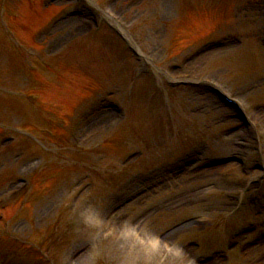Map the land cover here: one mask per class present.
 <instances>
[{"label": "rangeland", "instance_id": "rangeland-1", "mask_svg": "<svg viewBox=\"0 0 264 264\" xmlns=\"http://www.w3.org/2000/svg\"><path fill=\"white\" fill-rule=\"evenodd\" d=\"M27 1L6 0L8 13L12 15L16 10L25 15L27 6L23 7V3ZM33 1L39 3L40 0ZM91 1L103 2L102 0ZM199 1L204 4L211 3V5L213 2L222 4V0H185V2L183 0H138L137 3L130 5L128 0H117L104 6V9L115 18V23L129 34L144 53L147 58L144 63H135L132 57L121 56L122 52L119 47L109 44L108 41L102 47L97 46L96 42L87 37V34L92 32L90 31L92 25L88 22L83 26L76 25L77 21L67 22L50 32L44 40L45 43L49 40L47 44L42 43L43 47L37 48V51L32 53L31 64H26L24 59H21L24 48L9 37L8 44H5L4 48L7 47L9 54H13L14 59L17 60L14 75H17L20 70L22 76L15 80L12 76L9 78L8 75L14 67L12 60L10 61L11 56L6 61L5 58L1 60L3 66L0 68V74H2L0 75V87L6 91L0 96V125L6 124L9 126L8 129L10 126H21L26 118L38 124L35 120L37 115L34 114L29 102L12 98L10 93L11 90L25 92L34 90L33 81L27 78L31 70L46 76L43 79L46 80L47 86H44L42 95L47 105L62 106L63 100L65 101L63 107L66 108L58 116H73L76 109L99 94L105 83L110 82L111 85H115V82L120 81L117 78L121 73L125 75V81L121 82V98L125 104L133 103V105H129L128 109L126 105L125 115L110 113L96 120L89 131L79 139L78 145L70 142L67 137L61 142H58V139L52 142L45 138L47 141V144L44 143L45 148L37 149L31 145L32 141L29 138L22 136L19 142L14 144L16 146L13 150L4 149L2 153L0 152V198L3 196L9 198L7 191L13 187L14 178L33 163L44 166L38 180H46L43 185H47L51 190L47 200L38 204L36 208L34 207L36 199H33V202L30 200L25 202L21 210H18L21 205L15 203L3 212L5 218L14 219L13 224L16 225L9 227L8 223L12 221L9 220L4 224L7 229L5 230L6 235L1 230L3 235H0V255H6L2 260L7 259V261L0 262V264L19 263L18 261L24 258V251L21 250L20 245L29 240L40 243L41 238L47 234L51 245L45 246V250L50 249L48 252L44 250L45 257L42 259L31 257L25 259L26 261L34 264H49V261L53 262L55 258L54 254L53 257L47 259L52 248L72 249L75 244L86 245L83 244L84 234L77 238L66 235L57 242L52 229L53 227L54 230L61 228L63 220L67 222L71 215H74V210L70 212L67 206L72 207L74 203L77 205L83 201L82 199L90 201L91 208L87 210L86 219L95 215L103 202L110 200L116 204V201L111 199L117 195L115 188L119 182V171L143 170L152 164H163L171 160L184 147L190 145L201 144L205 149V155L237 153L239 148L235 147L233 141L236 139L233 136L223 141L217 138L220 128L230 123L224 117L227 114L225 111L222 112L218 109V105H213L208 98L198 93L171 91L162 86L161 80H156L152 76L153 72H150L151 75L148 73L149 68L153 70L158 64L160 67L157 68L163 69L169 75L167 66L178 60L175 57L180 49L188 48L197 40L206 37L234 33L243 37L242 43H236L229 49L208 54L194 61L186 67V70L179 73L194 70V77L218 81L248 103L264 101V39L262 38L264 6L251 11L245 9L244 12L239 5L232 18L221 19L216 13L213 17H210V14L204 17L189 15V20L191 18L192 21L190 20L191 23L186 22L188 19L186 12ZM68 3L70 2L65 1L58 5ZM32 7L33 10H38L36 4ZM24 22L30 27L21 34L24 33L23 40L29 42V32L43 21L33 26L28 20H23ZM2 30L0 16V41L4 39L1 35ZM179 37H181L180 41L176 42ZM182 41L186 43L181 44ZM96 50L100 53L97 54ZM126 64H129L133 71L130 67L128 70L125 69ZM49 65L53 67L54 73L52 74L46 71ZM135 66L144 76L138 78L139 80H136L133 74ZM56 74H60L62 78L55 77ZM182 75L169 78H179ZM130 81L140 86L136 88L132 85L135 89L132 91L131 99L127 96V86L131 84ZM50 82H53L52 86ZM77 95H84V97L79 99ZM76 98L78 101H74ZM66 100H71L72 103L66 106ZM172 109L173 111L170 112ZM70 112L72 113L68 114ZM259 118H264V112L257 119ZM110 119L112 120L108 123ZM39 129H41L40 126ZM36 135L40 136V130ZM36 135L32 134L28 137L32 139ZM100 143H108L109 146L98 151L93 150ZM133 148L139 149L141 156L136 157L127 166L128 168L121 169L119 167L120 157L126 150ZM15 153H18L20 157L14 158ZM149 153H153L154 156L151 157ZM98 155L103 157V160L97 157ZM219 170L215 173L218 174ZM216 179L217 176L213 180L216 182ZM230 179H228L229 182H231ZM205 181L200 180L199 177L195 182L182 181L176 186H171L170 189H167L165 185L160 186L159 190L151 193L147 200H138L131 208L129 207V212L124 215H128L127 220L137 218L141 211L150 208L149 212L152 213L149 222L150 231L157 233H160L179 216L200 215L220 219V214L223 212L220 204L223 199L226 200V194L231 192L228 183H225L227 185L225 188L219 184L220 182L213 184L207 193L211 195L198 201L197 207L193 209H177L168 213L170 212L168 209L161 212L158 207L161 204L162 208L165 207L168 196H173L184 188L203 184L201 182ZM36 183L38 185L37 180ZM137 192L138 187H134L133 193ZM48 209H50L49 212ZM248 210L235 219L233 224H239L248 219L252 211ZM53 215L54 218L57 216L58 221L46 223L47 218ZM87 224L92 225V222L89 220ZM45 226H49L51 230L50 233L42 236ZM142 226L143 224L139 225V228ZM2 227L0 225V228ZM232 227L226 225L224 221H219L210 228L187 232L181 241L191 239L202 243L199 251H203V255H206L210 249L216 246L218 248L220 244H223L225 234ZM4 237L8 240L1 241ZM113 250H115L113 246H110L104 250L103 254L96 252L88 255L86 259L79 258L80 262L76 264H137L134 260H131L132 262L124 260L120 253H115ZM69 252L71 253V250ZM229 257L230 262L238 260V263L232 262V264H244L235 251ZM137 258L139 255H135V260Z\"/></svg>", "mask_w": 264, "mask_h": 264}, {"label": "bare ground", "instance_id": "bare-ground-1", "mask_svg": "<svg viewBox=\"0 0 264 264\" xmlns=\"http://www.w3.org/2000/svg\"><path fill=\"white\" fill-rule=\"evenodd\" d=\"M215 171L216 169H211V170H208V171H204L202 173H199V175H206V174H211L210 176H215ZM199 175H196V176H199ZM203 179H206L207 177H202ZM199 195H202V193L200 194H197V195H193L192 197H185L184 199L180 200V201H176L175 203H171L169 204L168 206H166L165 208H162L160 211L161 212H164L166 209H168L169 211H174L175 209L177 208H186V207H196V202L197 200H200L199 199ZM148 196V195H147ZM145 197V196H143ZM142 198V197H141ZM177 204H179V206H177ZM192 207V208H193ZM128 211H126L127 213ZM152 216V215H151ZM150 215L147 217L146 220H144L142 224H147L150 222ZM117 222V225H122L120 222ZM184 230H178L176 232H174L173 234L170 235V238L172 239H175L177 238L178 236H180L182 233H183ZM131 241V240H130ZM129 243V242H127ZM115 250H113L115 253L118 252L122 255V257L124 258V260L128 261L130 260V262H132L131 260H134L135 261V254L138 252V246H134V247H129L125 240H117L115 246L113 247ZM147 250V249H146ZM151 251H154V250H151ZM150 260H153L155 259V254L152 253L150 256H149ZM136 262V261H135ZM264 264V262L262 263Z\"/></svg>", "mask_w": 264, "mask_h": 264}]
</instances>
